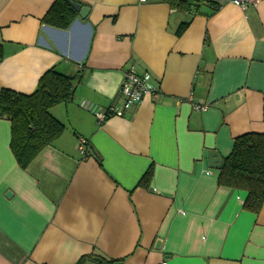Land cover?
<instances>
[{
	"label": "crops",
	"instance_id": "crops-1",
	"mask_svg": "<svg viewBox=\"0 0 264 264\" xmlns=\"http://www.w3.org/2000/svg\"><path fill=\"white\" fill-rule=\"evenodd\" d=\"M56 1L0 0V91L31 94L52 68L76 78L50 109L63 133L26 169L0 117V264H264V204L246 210L209 164L264 133V0H67V29L44 22ZM130 68L151 92L125 107Z\"/></svg>",
	"mask_w": 264,
	"mask_h": 264
},
{
	"label": "trees",
	"instance_id": "trees-1",
	"mask_svg": "<svg viewBox=\"0 0 264 264\" xmlns=\"http://www.w3.org/2000/svg\"><path fill=\"white\" fill-rule=\"evenodd\" d=\"M177 8H187L194 0H168ZM76 13L67 0H57L44 18L50 26L67 29L76 19ZM182 23L178 33L186 28ZM3 49L0 44V59ZM76 78L49 69L40 78L37 88L31 94L12 89L0 91V117H7L11 123L10 148L18 165L26 169L36 156L57 140L65 126L56 119L50 109L74 98ZM151 177L148 170L141 185L146 186ZM218 183L221 186L247 192L244 208L258 213L264 204V133L248 132L235 138L231 153L225 157L220 168ZM103 264H111L98 257H92Z\"/></svg>",
	"mask_w": 264,
	"mask_h": 264
},
{
	"label": "built area",
	"instance_id": "built-area-1",
	"mask_svg": "<svg viewBox=\"0 0 264 264\" xmlns=\"http://www.w3.org/2000/svg\"><path fill=\"white\" fill-rule=\"evenodd\" d=\"M154 0H140V2H148ZM231 3L245 10L249 5L255 4L258 0H230ZM147 76L140 77L137 72L130 68L124 76L119 92L124 98V106L129 107L135 104H139L143 101L145 94L151 92L146 86ZM198 110H206V105H196ZM118 115L122 114L121 110L115 112ZM98 122L102 123L107 117L108 113L99 112L96 114ZM80 152L83 156L87 155V140L84 137L79 138ZM159 264H167L166 261H162Z\"/></svg>",
	"mask_w": 264,
	"mask_h": 264
},
{
	"label": "water",
	"instance_id": "water-1",
	"mask_svg": "<svg viewBox=\"0 0 264 264\" xmlns=\"http://www.w3.org/2000/svg\"><path fill=\"white\" fill-rule=\"evenodd\" d=\"M74 9L79 13V18L82 20L86 19V16L89 13L90 8L86 6H82L78 3H71ZM209 164L213 168H221L223 165V159L222 157L216 152V151H211L209 154ZM8 196H10V193H8ZM114 264H121V262H116Z\"/></svg>",
	"mask_w": 264,
	"mask_h": 264
}]
</instances>
